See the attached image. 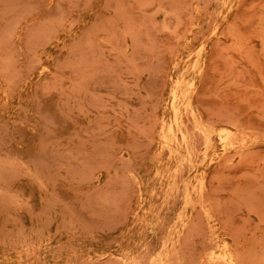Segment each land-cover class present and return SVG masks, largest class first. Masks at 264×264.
<instances>
[{"label": "rangeland", "instance_id": "1", "mask_svg": "<svg viewBox=\"0 0 264 264\" xmlns=\"http://www.w3.org/2000/svg\"><path fill=\"white\" fill-rule=\"evenodd\" d=\"M215 242L264 264V0H0V264Z\"/></svg>", "mask_w": 264, "mask_h": 264}, {"label": "bare ground", "instance_id": "2", "mask_svg": "<svg viewBox=\"0 0 264 264\" xmlns=\"http://www.w3.org/2000/svg\"><path fill=\"white\" fill-rule=\"evenodd\" d=\"M220 129V128H219ZM221 131V130H220ZM227 131V130H226ZM228 132V131H227ZM220 134H222V136H223V138H224V135H227V133H223V129H222V131H221V133ZM219 134V135H220ZM224 134V135H223ZM221 136V135H220ZM222 138V139H223ZM227 138V137H226ZM224 140H226V139H224ZM222 141V140H221ZM248 141V140H247ZM224 142V141H223ZM246 143V142H245ZM233 143H229V146H231ZM241 145H243L242 143H241ZM241 145H240V148H241ZM225 146V145H224ZM237 146V145H236ZM228 149H229V147H227ZM233 147H231V149H232ZM237 148V147H236ZM224 244H225V242H223ZM222 243V244H223ZM220 242H218V243H216L215 242V244L214 245H210L211 246V248H210V250L208 251V250H206L207 252L205 253L206 255H208V257H209V259L210 260H212V261H223V262H225V263H228V264H231V263H233L234 261H235V256H233L232 255V252H230V250L229 249H227L226 247L228 246L227 244V246H225L224 245V247L225 248H223V249H221L220 248ZM222 247V246H221ZM210 260H208V261H210Z\"/></svg>", "mask_w": 264, "mask_h": 264}]
</instances>
